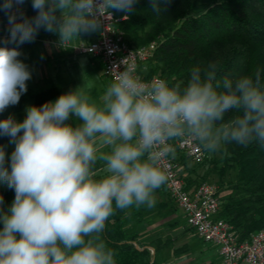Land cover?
<instances>
[{
    "label": "clouds",
    "instance_id": "9594fccd",
    "mask_svg": "<svg viewBox=\"0 0 264 264\" xmlns=\"http://www.w3.org/2000/svg\"><path fill=\"white\" fill-rule=\"evenodd\" d=\"M24 2L0 5L9 24L0 46V113L19 103L32 77L19 45L43 28L58 35L59 47L78 48L82 33L98 31L112 10L132 14L137 0H32V18L13 11ZM149 2L159 14L173 0ZM130 56L123 71L114 65L99 102L80 87L29 106L22 122L0 120V136L15 144L10 170L0 146V183L15 191L7 211L0 195V264H117L101 237L106 221L116 210L155 206V191L169 179L165 160L176 157L173 142L198 141L209 154L227 142L264 145L261 69L217 79L213 62L194 67L183 86L145 83ZM73 115L76 126L66 123Z\"/></svg>",
    "mask_w": 264,
    "mask_h": 264
},
{
    "label": "trees",
    "instance_id": "16d2710c",
    "mask_svg": "<svg viewBox=\"0 0 264 264\" xmlns=\"http://www.w3.org/2000/svg\"><path fill=\"white\" fill-rule=\"evenodd\" d=\"M3 3L4 0H0V5ZM134 7L136 10L128 16L113 11L131 47L153 41L158 44L154 57L142 73L144 78L159 76L183 86L194 67L214 62L217 79L249 76L259 68L264 83V0H173L167 12L159 14L151 10L149 0H137ZM2 12L0 10V14ZM36 14L31 5L25 16L32 18ZM58 93L55 85L39 91L27 86L19 103L9 106V113H0V120L12 116L22 122L26 117L22 112L24 103L31 100L39 106ZM236 114L229 113L225 119ZM9 139L0 136V146L8 144ZM219 151L220 157L208 162L210 172L219 175L220 186L225 185L222 179L228 170H233L234 179L228 184L232 193L221 199L217 216L229 222L238 240L244 241L252 233L264 229V145L253 142L244 147L227 142ZM6 166L10 170L8 159ZM183 180L187 189L207 182L203 176L183 177ZM0 195L4 198L3 210L7 211L5 206L11 205L15 191L6 183H0ZM131 212L139 218L140 212L135 208ZM129 213V210H116L109 217L101 234L103 241L115 252L117 264H159L138 232L127 231ZM169 241L153 240L154 252L169 245Z\"/></svg>",
    "mask_w": 264,
    "mask_h": 264
},
{
    "label": "built area",
    "instance_id": "2783aa9c",
    "mask_svg": "<svg viewBox=\"0 0 264 264\" xmlns=\"http://www.w3.org/2000/svg\"><path fill=\"white\" fill-rule=\"evenodd\" d=\"M119 19L112 10L110 21H102L97 38L91 42H79L71 49L75 54L88 55L99 61L104 75L111 81L113 67L119 65L124 58L129 57V63L137 65L138 74L145 83L156 79L144 78L142 73L147 69L146 64L154 57L158 47L153 41L140 47H131L125 38V32L118 26ZM176 157L165 160L169 179L164 185L169 198L181 210L187 225L204 242L218 248L221 264H264V229L251 234L250 238L239 241L237 233L226 220L219 218L221 198L218 187L209 182L199 183L187 189L183 180L182 169L186 161L202 163L206 151L199 146L198 141L185 140L173 142Z\"/></svg>",
    "mask_w": 264,
    "mask_h": 264
},
{
    "label": "crops",
    "instance_id": "0c3cea01",
    "mask_svg": "<svg viewBox=\"0 0 264 264\" xmlns=\"http://www.w3.org/2000/svg\"><path fill=\"white\" fill-rule=\"evenodd\" d=\"M31 5L32 0H25L23 5L18 7L14 6L13 11H22L25 16ZM17 19H22V17L18 15ZM8 27V16L3 11L0 14V46H4L3 41L9 36ZM97 34L98 31L82 33L80 37L82 41L79 42L94 41L97 38ZM58 39L57 34L49 33L41 28L33 42L18 46L21 52L19 59L28 66L32 73L31 79L26 82L27 86L30 87L32 91H39L50 85H55L59 88L57 79H62L64 77L63 75L67 76L69 67L84 62L85 59H88L93 64L99 63L95 58L88 55L75 54L71 49L65 50L59 47ZM7 47H17V45L8 44ZM69 79H71V77H69ZM108 81L107 85L111 82L110 80ZM58 96L59 95L43 104L55 101ZM43 104L37 107H41ZM29 106H35L31 100L23 104L22 112L25 116L26 109ZM4 112L9 113L10 108H6ZM66 123H70V120ZM101 171V168L97 171L98 175ZM182 175L186 178L196 177V172L188 161L184 164ZM154 196L156 204L153 208H135L140 212L138 219L132 214L131 209L129 210L128 226L132 228V231L138 232L139 238L150 247L151 253L155 254V258L159 264H221L218 248L206 242L203 244L204 246L201 245L199 248L198 253L200 256L196 257V259L191 256L190 251L194 249L195 246L190 243L187 237H191L190 235L196 237L197 234L188 227L184 213L171 201L164 185L155 191ZM153 210H158L159 214L160 212H165V216L160 219L151 220L153 217L151 214ZM180 215L183 219L180 218ZM163 228H168V232L165 236L162 235L164 236L162 238H165V240L169 239V245L154 252V244L152 241L157 239L156 235Z\"/></svg>",
    "mask_w": 264,
    "mask_h": 264
},
{
    "label": "rangeland",
    "instance_id": "374dc122",
    "mask_svg": "<svg viewBox=\"0 0 264 264\" xmlns=\"http://www.w3.org/2000/svg\"><path fill=\"white\" fill-rule=\"evenodd\" d=\"M96 61L98 60L96 59ZM84 62L69 67L67 76L63 75L64 77L62 79H57V85H59L58 95L60 96L64 93H67L69 91L81 87V90L87 93L92 98V100L99 102L100 98L102 97L105 91L106 85L109 82L108 81L109 78H107L104 75L103 70L101 71V67L99 63L93 64L88 59H85ZM69 77H71V79H69ZM58 97L56 99H58ZM69 120H70V124H72L73 126H76L77 124L80 123V121L74 115L70 116ZM14 148H15V144L10 142L4 146L6 159L10 160ZM219 157H220V151H217L214 154H209L208 152H206V157L202 163L196 164L190 161L188 162L189 164H191V167L196 172V177L203 176L205 177V180H207V182L212 183L218 187L219 195L220 198L222 199L232 193V190L228 188V184L229 182L233 181L234 172L233 170H228L222 179L225 185L220 186L218 183V181L220 180L219 175L217 173L210 172V168L208 164V162L212 160H217ZM9 207L10 206H5L6 210H8ZM131 210H133V208H131ZM151 214L153 216L151 220L160 219L165 216V212L162 213L160 212L159 214L158 210H153ZM180 218H182V216ZM127 231L132 232V228L130 226H127ZM167 232H168V228H163L162 230H160L156 235L157 239L164 242L165 238L162 237H164ZM190 236L191 237H187V238H189L190 243L194 244L195 246V248L190 251L191 256L196 259V257L200 256V254L198 253L200 246L205 244V242L201 241L197 236L196 237L192 235Z\"/></svg>",
    "mask_w": 264,
    "mask_h": 264
}]
</instances>
